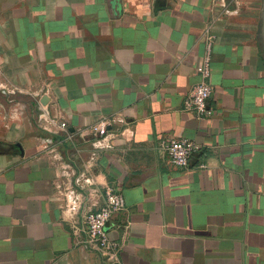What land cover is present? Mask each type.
<instances>
[{
	"label": "crops",
	"instance_id": "crops-1",
	"mask_svg": "<svg viewBox=\"0 0 264 264\" xmlns=\"http://www.w3.org/2000/svg\"><path fill=\"white\" fill-rule=\"evenodd\" d=\"M107 185L120 264H264V0H0V264H114L74 228Z\"/></svg>",
	"mask_w": 264,
	"mask_h": 264
},
{
	"label": "built area",
	"instance_id": "built-area-1",
	"mask_svg": "<svg viewBox=\"0 0 264 264\" xmlns=\"http://www.w3.org/2000/svg\"><path fill=\"white\" fill-rule=\"evenodd\" d=\"M208 53L203 60L201 67L202 81L195 84L190 94L184 100V108L188 111L195 112L199 118H207L213 110L208 106V99L213 93V86L208 79L211 74V47L213 43V35L207 31ZM109 121L106 119L99 120L93 124L88 131L99 139H105L109 134ZM67 127L66 123L61 124ZM160 149L166 153L171 163L180 168L189 166L191 156L199 149V145L187 137H162ZM200 167H205V163H201ZM126 207L125 197L121 191L112 185H107L104 189V203L96 211L83 214L79 220L74 223L75 229L83 230L87 237L86 243L92 248L99 251L102 257L114 264H120V251L122 244L111 238L108 230V221L111 216Z\"/></svg>",
	"mask_w": 264,
	"mask_h": 264
}]
</instances>
